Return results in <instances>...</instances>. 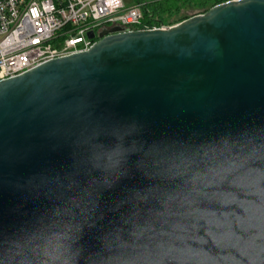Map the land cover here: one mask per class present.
Listing matches in <instances>:
<instances>
[{"label":"water","instance_id":"1","mask_svg":"<svg viewBox=\"0 0 264 264\" xmlns=\"http://www.w3.org/2000/svg\"><path fill=\"white\" fill-rule=\"evenodd\" d=\"M96 37L87 50L0 80V264H35L31 247L69 211L84 225L77 264H99L117 236L131 244L130 232L159 230L157 213L173 195L232 220L229 246L204 226L186 234L203 238L185 241L199 254L190 264H264V0H226L166 28L112 26ZM118 151V170L97 166ZM195 173L200 195H189ZM222 194L237 202L219 206ZM153 261L143 253L137 264Z\"/></svg>","mask_w":264,"mask_h":264},{"label":"built area","instance_id":"2","mask_svg":"<svg viewBox=\"0 0 264 264\" xmlns=\"http://www.w3.org/2000/svg\"><path fill=\"white\" fill-rule=\"evenodd\" d=\"M145 0H0V80L53 58L87 50L103 29L166 28L143 24ZM92 31L95 38L87 33Z\"/></svg>","mask_w":264,"mask_h":264},{"label":"clouds","instance_id":"3","mask_svg":"<svg viewBox=\"0 0 264 264\" xmlns=\"http://www.w3.org/2000/svg\"><path fill=\"white\" fill-rule=\"evenodd\" d=\"M124 152H106L97 157V166L104 172L116 171L120 168ZM223 179V177L221 178ZM203 182V177L200 173H195L185 184H191L192 187L189 195L195 193L200 195L199 190L195 187L197 181ZM108 187L111 185L105 180ZM211 184V181H209ZM211 199V198H209ZM237 199L232 194H222L217 198L216 203L221 207H226L236 203ZM175 203L177 211H170V204ZM200 201L195 198L189 199L188 196H183L177 200L176 196H169L164 202V212L157 213L158 217H162L159 222L161 227L157 230L153 225L148 228L137 229L129 233L130 237L135 239L131 244L122 241L120 236L115 239L118 242L115 254L105 258H101L99 264H137L139 257L143 253H149L154 257L153 264H165V261H175L176 264H190L199 254L185 244L188 239H195L202 242V237H194L186 235L189 231H196L201 226L205 227V234L212 236L215 242L229 246L232 242L235 233L232 231V220L229 219L228 213L217 214V210L205 207L194 206ZM183 209V211H180ZM170 217H174L171 222ZM237 222L242 226L244 220L237 216ZM203 222V224H201ZM167 225L170 231H166L164 226ZM55 231L45 235L39 243L31 247V253L35 264H77L79 257V240L84 230V225L77 221L76 214L69 211L68 218L54 226ZM215 229V231H213ZM151 232L152 235L147 237V242L137 244L136 241L144 236L145 232ZM182 233L175 235V233ZM167 236L168 239H159L158 237ZM178 242V243H177ZM111 251L112 245H107ZM132 249L135 253L128 250ZM28 264H33V261H28ZM196 264H200L199 261Z\"/></svg>","mask_w":264,"mask_h":264},{"label":"trees","instance_id":"4","mask_svg":"<svg viewBox=\"0 0 264 264\" xmlns=\"http://www.w3.org/2000/svg\"><path fill=\"white\" fill-rule=\"evenodd\" d=\"M224 1L226 0H145L142 23L148 25L160 23L173 25L192 15L203 13L211 6ZM183 4L195 5L200 10L192 15L180 17L176 21H167L172 13H176Z\"/></svg>","mask_w":264,"mask_h":264},{"label":"rangeland","instance_id":"5","mask_svg":"<svg viewBox=\"0 0 264 264\" xmlns=\"http://www.w3.org/2000/svg\"><path fill=\"white\" fill-rule=\"evenodd\" d=\"M199 10L200 8L195 5L183 4L180 6V9L176 13H172V15L169 17V19H167V21H176L180 17L192 15L194 14V12Z\"/></svg>","mask_w":264,"mask_h":264},{"label":"crops","instance_id":"6","mask_svg":"<svg viewBox=\"0 0 264 264\" xmlns=\"http://www.w3.org/2000/svg\"><path fill=\"white\" fill-rule=\"evenodd\" d=\"M133 0H124L125 5H131Z\"/></svg>","mask_w":264,"mask_h":264}]
</instances>
